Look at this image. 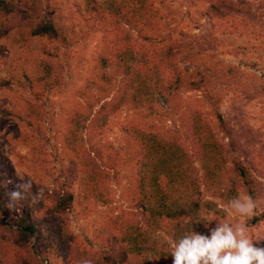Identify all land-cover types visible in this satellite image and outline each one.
Returning <instances> with one entry per match:
<instances>
[{"label":"rangeland","instance_id":"rangeland-1","mask_svg":"<svg viewBox=\"0 0 264 264\" xmlns=\"http://www.w3.org/2000/svg\"><path fill=\"white\" fill-rule=\"evenodd\" d=\"M94 1L100 7L105 0ZM47 2L53 10V23L60 32L58 49L51 48L39 37L20 38L18 14L7 19L12 30L0 40V236L13 234L11 222L18 221L27 209L33 223L40 228V240L44 242L49 228L41 225L42 213L38 211V203L32 202L34 186L41 185L51 193L62 181L69 161L75 159L73 150H87L90 156L97 157V163L107 166L109 179H112L104 201L85 200L84 188L78 181L74 182L70 228L87 249L103 251L107 245L105 225L108 220L125 216L134 209L131 198L133 187L138 185L137 178L151 191L147 160L136 154V150L134 153L133 145L138 146V143L128 129L124 131L123 123L155 125L184 134L187 133L185 119L177 103L171 108L155 103L152 111L139 107L129 87L125 94L130 101L124 98L125 103L112 114L107 129L89 139L86 127L92 116L105 103L119 104L112 100L119 82L115 79H112V90L104 98H98L100 87H107L99 81L98 72L111 73L110 68L99 62L100 58L109 56L102 43L106 23L93 18L91 0ZM244 2V15L237 13L233 17L214 19L205 16L208 4L200 0H155L153 12L158 25L140 31L138 39L171 48L181 75L176 102L198 111L201 120L208 123L210 136L230 144L228 166L245 167L259 183L255 215L264 208V0ZM45 3L40 1L42 7ZM138 33L132 35L136 37ZM45 52L52 56L57 54L52 60L62 78L49 90L31 88L27 81L35 80V65ZM142 98H145L144 93ZM87 112L91 116L74 132V117H78V121ZM224 128L229 129V137ZM209 129L205 128L201 136L208 137ZM66 137H69L68 142ZM190 168L200 170L201 162L195 161ZM197 175L202 176V172ZM28 179L33 182L30 194H24V199L9 209L8 194L17 191V185ZM200 188L203 194L199 202L203 209L197 221L191 224L192 231L210 232L218 222L245 223L254 246L264 248V221L251 227L247 221L253 215L234 216L227 204L235 197L227 193L226 183L217 179L206 186L201 180ZM181 198L187 201L186 195ZM208 220L212 221L206 222ZM153 237L159 240V245H166L156 251L155 257L160 260L155 264H173L170 255L173 238L162 231ZM47 239L52 240V237ZM3 243L0 239V252ZM148 258L144 264L149 263L151 258Z\"/></svg>","mask_w":264,"mask_h":264},{"label":"trees","instance_id":"trees-1","mask_svg":"<svg viewBox=\"0 0 264 264\" xmlns=\"http://www.w3.org/2000/svg\"><path fill=\"white\" fill-rule=\"evenodd\" d=\"M40 1L0 0V40L12 30L7 19L18 14L20 38L39 37L51 48L58 49L61 43L58 41L60 32L53 23V10L48 0H44V7ZM91 2L93 18L106 23L102 43L104 52L109 56L100 58L99 62L111 69V73L98 72L99 81L107 86L105 89L100 87L98 98H104L112 90V81L115 79L119 82L115 89L116 97L112 100L119 104L108 102L101 106L86 127L88 138L100 136L107 129L112 114L122 102L125 103L124 98L130 101L125 94L129 87H132V96L139 107L145 106L152 111L155 103H164L168 108L177 103L182 112L181 117L185 119L187 133L172 132L155 125L132 124L131 121L123 123L124 131L128 129L138 143V146L133 145L134 153L136 150V154L147 160L145 165L150 170L148 184L151 191L146 189L138 177V185L132 189L134 209L125 216L118 215L108 220L105 225L107 245L103 251L87 249L71 231L69 214L75 198L72 187L78 181L85 190V200L95 198L104 201V193L112 178L109 179L107 166L97 163V157L90 156V151L76 152L74 149L75 159L69 161L62 174V181L51 193L44 188L45 198L38 202V211L42 213L41 225L49 228L47 238L52 237V240H40V228L33 223L26 209L18 221L11 222L14 233L0 236L4 242L0 264H53V260L57 261L56 264H80L84 259L90 260L91 264H144L148 256L147 260L151 259L147 264H155L160 260L155 257L158 255L156 251L166 245H159V240L153 236L162 231V234L176 241L192 231L191 224L197 221L198 214L201 215V180L207 186L219 179L226 183L227 193L234 197L250 195L256 200L259 196L260 185L245 167L227 165L230 144L218 142L210 136L208 123L205 119L201 120L198 111L190 109L185 103L176 102L181 75L171 48L166 49L150 42L146 44L138 39L140 31L158 25L153 12L155 0H105L100 7H97L94 0ZM200 2L208 4L205 16L209 18L225 19L237 13L244 15L245 12L244 0ZM137 31L139 33L134 37L132 34ZM45 54L35 65V80L27 81L31 88L49 90L54 84H59L62 78L61 71L52 60L57 54ZM142 93L145 98H142ZM89 108H92L91 105ZM85 114L78 121V117H74V132L80 123L91 116L89 112ZM205 128L209 129L206 138L201 136ZM224 130L229 137V129ZM66 138L68 142L69 137ZM195 161L201 162L200 170L190 168ZM199 171L202 176L197 175ZM39 187L41 185L34 186L35 193ZM182 195H186L187 201H182ZM263 221L264 208L253 215L247 224L257 227ZM195 233L210 235V232L201 229Z\"/></svg>","mask_w":264,"mask_h":264},{"label":"clouds","instance_id":"clouds-1","mask_svg":"<svg viewBox=\"0 0 264 264\" xmlns=\"http://www.w3.org/2000/svg\"><path fill=\"white\" fill-rule=\"evenodd\" d=\"M32 184V180L28 179L27 182L17 185L18 190L8 194L7 207L14 208L18 201L24 199V194H30ZM44 198L43 186L31 195L34 204ZM257 207L258 201L250 195L235 197L227 204L231 213L239 217L254 215ZM210 221L212 220L206 222ZM253 241L245 223L218 222L215 228L210 229V235L193 231L185 233L173 242L170 255L173 264H264V248L254 246ZM80 264H91V261L84 259Z\"/></svg>","mask_w":264,"mask_h":264}]
</instances>
